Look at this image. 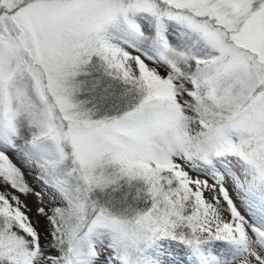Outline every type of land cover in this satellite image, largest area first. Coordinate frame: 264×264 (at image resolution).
<instances>
[{
    "label": "snow or ice",
    "instance_id": "6c2138e0",
    "mask_svg": "<svg viewBox=\"0 0 264 264\" xmlns=\"http://www.w3.org/2000/svg\"><path fill=\"white\" fill-rule=\"evenodd\" d=\"M0 185V264H264V0H0Z\"/></svg>",
    "mask_w": 264,
    "mask_h": 264
},
{
    "label": "rangeland",
    "instance_id": "374dc122",
    "mask_svg": "<svg viewBox=\"0 0 264 264\" xmlns=\"http://www.w3.org/2000/svg\"><path fill=\"white\" fill-rule=\"evenodd\" d=\"M10 156H12V159H13V162L16 163L19 167H21V170L24 172V176H25V180L28 182V184L30 186H32L33 188H36L37 190H39L38 188V185L36 183V181L34 180L33 176L32 175H29V171L27 168H25L22 164H20V162L18 160H16L15 156L12 155L11 153H9ZM14 191L10 188H5L3 185H0V191ZM22 199H25L26 203L29 205V207H31L33 209V215H35V208H36V200H35V197L33 196H29L27 198L25 197H21ZM243 211V210H242ZM45 224V220L41 217L40 218V225L39 227L42 229L43 226Z\"/></svg>",
    "mask_w": 264,
    "mask_h": 264
}]
</instances>
